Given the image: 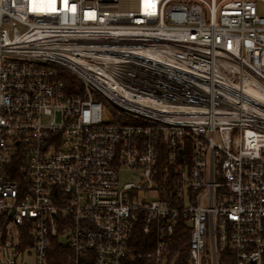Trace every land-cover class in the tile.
I'll list each match as a JSON object with an SVG mask.
<instances>
[{"label":"built area","instance_id":"1","mask_svg":"<svg viewBox=\"0 0 264 264\" xmlns=\"http://www.w3.org/2000/svg\"><path fill=\"white\" fill-rule=\"evenodd\" d=\"M183 225L264 264V0H0V264H167Z\"/></svg>","mask_w":264,"mask_h":264},{"label":"trees","instance_id":"2","mask_svg":"<svg viewBox=\"0 0 264 264\" xmlns=\"http://www.w3.org/2000/svg\"><path fill=\"white\" fill-rule=\"evenodd\" d=\"M60 80L63 81L64 85L70 93H74L80 90V82L74 78L72 75L66 73L65 71H59L58 74ZM106 105V103H104ZM167 190L171 188V181L167 179L165 183ZM176 238L172 242L171 247V260L167 264H188V230L183 226H179ZM149 239L144 237L140 231L134 234L133 239L130 241L129 248L135 252L145 253L147 252L151 244H148ZM57 260L60 259L59 251L54 250ZM60 264V263H59ZM128 264H153L146 260H134L132 259Z\"/></svg>","mask_w":264,"mask_h":264},{"label":"rangeland","instance_id":"3","mask_svg":"<svg viewBox=\"0 0 264 264\" xmlns=\"http://www.w3.org/2000/svg\"><path fill=\"white\" fill-rule=\"evenodd\" d=\"M116 112H118L116 109H114L112 106L110 105H105L103 104V114H102V119L104 122H107V123H110L112 122L113 118L112 116L114 114H116ZM119 177H120V183L121 184H125V183H130L133 179H134V176L132 173H130L129 171H126V170H122L120 173H119ZM60 243H64V240L62 239L60 241ZM207 250V248H206ZM31 261H29L30 263Z\"/></svg>","mask_w":264,"mask_h":264}]
</instances>
